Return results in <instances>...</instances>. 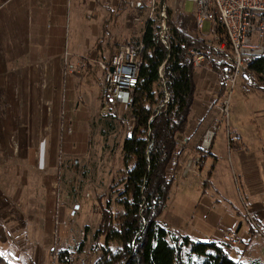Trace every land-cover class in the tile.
<instances>
[{
	"label": "rangeland",
	"instance_id": "374dc122",
	"mask_svg": "<svg viewBox=\"0 0 264 264\" xmlns=\"http://www.w3.org/2000/svg\"><path fill=\"white\" fill-rule=\"evenodd\" d=\"M52 4V0H8L0 10V66L12 71L0 75V83L12 80L16 84L10 91L17 103L21 97L30 96L32 101L37 97L39 105L29 106V117L32 108L42 105L45 125L59 122L53 138L45 141L43 132L39 137L24 139L11 134L5 149H0V252L11 264H96L105 247L104 238L95 239L101 210L109 198L114 212L123 210L117 201L122 187L114 192L112 187L126 178L123 142L133 131L129 109L119 108L117 118L101 116L105 74L99 62L108 63L122 44L141 40L150 15L132 11L127 0ZM184 11L194 15L193 2H188ZM204 28V35L209 34V23ZM192 35L209 39L197 31ZM54 50H60L62 56L53 57ZM49 52L52 57L48 59L45 54ZM33 63L39 68L46 64L47 70L39 71L36 79L32 74L29 83L21 69ZM214 63L211 61V68L220 73ZM215 81L222 86L220 77ZM255 83L249 87L244 77L239 78L231 96L228 122L219 111L220 104L211 106L218 115L216 123L223 127L212 150L219 158L216 185L223 184V190H227L230 178L240 197L244 221L253 226L247 214L250 212L264 236V89L256 78ZM164 88L156 86L157 93ZM8 97L5 86H0L1 103L7 105ZM228 123L233 134L229 140L241 136V144L233 146L242 153L229 150ZM43 145L50 147L46 162L40 158ZM241 156L251 162L261 158L258 173L263 178H257L260 184L255 187L252 202L244 195L237 176ZM190 162L186 175L199 165L194 167L195 161ZM163 214L164 225L182 227V222H172L176 217L170 210ZM118 248L119 244L113 242L111 250L116 252ZM64 252L67 255L62 260Z\"/></svg>",
	"mask_w": 264,
	"mask_h": 264
},
{
	"label": "trees",
	"instance_id": "16d2710c",
	"mask_svg": "<svg viewBox=\"0 0 264 264\" xmlns=\"http://www.w3.org/2000/svg\"><path fill=\"white\" fill-rule=\"evenodd\" d=\"M169 16L168 46L161 43L154 22H149L142 38L146 49L134 93L135 102L127 108L133 131L123 142L127 175L112 187L113 192L118 186L122 187L117 201L123 210L114 212L111 198L101 210L95 239L104 238L105 247L96 264H245L235 260L216 241H195L189 235L171 231L161 221L175 182L168 170L181 137L189 130L196 100L197 72L190 51L204 46L198 36L192 35L196 32L193 16L179 15L174 19L171 11ZM218 31L224 34L223 28ZM162 66L164 77L160 72ZM247 69L264 89V57L251 61ZM163 83L164 91L157 93L156 86ZM166 91L170 95L169 102L159 110L165 102ZM221 92L222 95L226 92L224 85ZM233 144L235 142L231 143V148L238 150ZM203 160L201 156L198 163ZM215 165L210 167L206 186L210 185ZM250 229L259 232L255 225ZM113 242L119 244L116 252L111 250ZM66 255L67 252L62 253L60 259ZM0 264H11L1 252Z\"/></svg>",
	"mask_w": 264,
	"mask_h": 264
},
{
	"label": "crops",
	"instance_id": "0c3cea01",
	"mask_svg": "<svg viewBox=\"0 0 264 264\" xmlns=\"http://www.w3.org/2000/svg\"><path fill=\"white\" fill-rule=\"evenodd\" d=\"M7 1L8 0L5 2ZM65 1L66 0H52V3L64 5ZM5 2L4 0H0V10L5 6ZM58 12L56 13L57 16ZM51 52L53 57L62 56L60 50ZM50 54V52L45 54L48 55V59L52 57ZM38 65V63L29 64L27 66L23 65L21 72L28 76L27 79L29 83L32 81V76L33 79H36L39 71L42 70L44 72L47 70V67L45 68L46 64L42 68H39ZM7 69V67L1 65L0 75L12 73V71H8ZM218 77H220V74L218 71L213 70L210 65L203 67L196 73L195 82L197 85V92L191 113L189 130L181 137L179 141L180 144L174 155V160L168 170L170 176L175 178V182L169 196V206H167L165 210H170L176 217L172 218V222L175 225H178L180 222H182L183 225L181 228L179 227V229L172 228L170 223L165 225L171 231L181 235H189L195 241H216L222 245L226 252L235 260L243 261L245 264H264V236L259 232L256 233L251 231L247 221H244V213L240 209V197L239 194L237 197L236 190L230 178L228 177L227 190H223V184L222 186L220 184L216 185L215 176L218 170L219 158L212 150L217 143L216 138L214 139V145L208 155L201 150L202 137L209 128V125L216 122L218 117L215 110L213 109L212 111L210 108L213 103H218L217 105H219L224 99V95L221 94L223 84L221 86L218 82H214ZM2 85H4L5 89L9 92V97L7 105L6 103L2 104L0 100L1 151H3L7 143H9L11 134H16L20 139H24L29 136L39 137L43 132L45 141L48 138H53V133L59 130V122L54 120L51 124L49 123L50 125H45L42 105L39 106L41 109L39 113V107L32 108L33 115L29 117V106H36V104H38L37 97L34 96L35 101H32L30 96L24 97L23 99L21 97L20 103H17V98L14 97L10 91L15 89L14 87H16V84L12 80H9L7 83H0V86ZM22 87L23 89L26 88V84L22 85ZM20 106L23 108L19 113ZM3 107L5 109H3ZM2 113H4V115ZM240 137L238 136L234 140H229V138H227L229 141V150L232 151V142H235V144L238 142L240 143V140H238ZM32 143H35L34 140ZM43 146L40 158L43 157L44 162H46L45 156H49L47 148L50 147L46 145ZM233 151L242 153L239 149H234ZM245 153L247 155L250 154L247 151ZM201 156H204L203 163H198L197 169L195 168L192 174L190 173L185 176L183 170L184 166ZM239 158L240 167L237 176H240L239 179L243 187L242 191L244 195L250 198L252 202L255 195V187H258L260 184L257 183V178L259 181H262L263 178L261 173H258V166L261 158L253 162H251L250 159H245L243 156ZM263 159L262 163H264ZM213 162L216 163L214 173L209 181L210 185L206 186V177ZM232 202L235 206H233ZM165 216L166 215L163 214L161 219L164 220ZM229 231H235L237 233L238 241L233 242L235 245L226 240Z\"/></svg>",
	"mask_w": 264,
	"mask_h": 264
},
{
	"label": "built area",
	"instance_id": "2783aa9c",
	"mask_svg": "<svg viewBox=\"0 0 264 264\" xmlns=\"http://www.w3.org/2000/svg\"><path fill=\"white\" fill-rule=\"evenodd\" d=\"M127 2L132 11L148 12L150 19L147 25L149 22H154L161 43L166 46L169 45L168 38L171 32L170 11L172 15H175L174 18L178 15H182L184 18L193 16L196 31L200 35H204V26L209 23L210 32L204 35L209 39L201 38L204 46L202 48L193 47L190 55L193 57V66L196 72L210 65L211 61H214L217 69L220 70V78L226 87V92L219 111L228 122L231 96L239 78L244 77L245 84L249 87L255 85V75L248 71L247 66L251 61L264 57V0H127ZM188 2L194 4V15L192 16L184 11ZM220 27L224 30L225 38L218 31ZM145 49L142 39L136 43L122 44L108 63L99 62V67L105 74L101 100V116L103 118L108 120L117 118L116 113L119 108L127 109L135 102L134 93L139 83V72ZM163 68L164 66L160 68L161 77H164ZM163 86L165 87L164 83ZM169 97L170 95L166 91L165 102L159 110L166 106ZM225 127L227 128V137L230 138L232 134L229 123ZM221 129L222 127L216 122L209 125L201 140L203 153H210L215 142L214 139ZM199 161L200 158L195 160L194 167ZM191 165V162L186 165L184 175H186L187 167L190 168ZM247 214L253 225L262 233V230L253 221L252 214L250 212ZM237 239V233L227 234L228 242H236Z\"/></svg>",
	"mask_w": 264,
	"mask_h": 264
}]
</instances>
